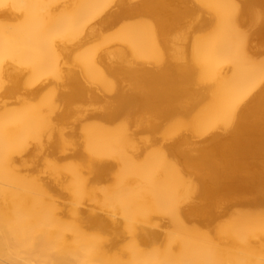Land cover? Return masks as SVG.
<instances>
[{"label": "bare ground", "instance_id": "1", "mask_svg": "<svg viewBox=\"0 0 264 264\" xmlns=\"http://www.w3.org/2000/svg\"><path fill=\"white\" fill-rule=\"evenodd\" d=\"M0 264H264V0H0Z\"/></svg>", "mask_w": 264, "mask_h": 264}]
</instances>
